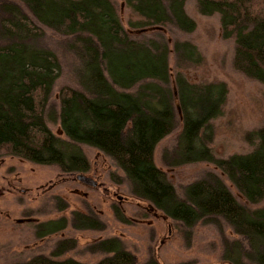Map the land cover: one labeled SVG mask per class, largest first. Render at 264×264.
<instances>
[{
  "label": "trees",
  "instance_id": "1",
  "mask_svg": "<svg viewBox=\"0 0 264 264\" xmlns=\"http://www.w3.org/2000/svg\"><path fill=\"white\" fill-rule=\"evenodd\" d=\"M185 1L122 0L138 17L128 21L137 28L130 32L158 33L143 39L125 30L111 0H0V164L8 155L56 165L61 175L88 172L90 162L81 147H92L123 172L133 199L164 207L167 217L182 222L181 210L189 216L202 210L200 218L221 217L250 250L259 251L250 254V260L264 264V206L248 207L264 199V126L249 133L250 151L216 159L207 144L210 122L222 114L225 85L190 83L176 72L175 85H168L170 106L165 97L161 99L159 85L172 80L169 57L192 63L202 59L191 42L164 40L166 27L194 30ZM194 1L199 13L219 15L220 35L233 41L232 67L260 83L264 97V0ZM45 29L60 35L62 48L81 68L80 88L65 86L58 93L56 132L47 125L45 110L62 63L42 41ZM149 98L157 100L155 106ZM173 99L181 120L176 149L183 144L185 152L195 153L196 146L203 150L201 154L209 151V156H195L184 163H213L236 194L212 174L210 182H192L193 195L180 200L178 207L166 205L177 196L154 164L153 151L173 130L177 112ZM113 247H107L110 253L93 263L51 254L9 264H137L131 251ZM222 259L237 264L232 258ZM153 261L146 264H157Z\"/></svg>",
  "mask_w": 264,
  "mask_h": 264
},
{
  "label": "rangeland",
  "instance_id": "2",
  "mask_svg": "<svg viewBox=\"0 0 264 264\" xmlns=\"http://www.w3.org/2000/svg\"><path fill=\"white\" fill-rule=\"evenodd\" d=\"M111 1L120 14L125 30L130 34L143 39L158 35L154 30L140 34L130 32L137 28L130 27L128 21H137L138 17L122 0ZM184 8L195 22L194 30L183 32L166 27L168 30L163 34L164 40H187L198 48L202 59L192 63L169 57L172 80L159 85L163 90L160 93L161 99L165 97L169 105V86L175 85L173 79L176 72H180L190 83L222 82L226 88V98L222 114L210 122L212 132L207 146L216 159L246 153L251 150L247 140L249 133L264 126L262 85L232 67L233 41L220 35L218 14L199 13L194 0H186ZM42 41L58 54L62 63V73L52 87L45 110L47 125L56 132L59 126L55 114L59 105L58 93L65 86L80 88L81 68L76 65V59L62 48L60 35L45 29ZM76 68L79 72L74 73ZM149 101L152 106L157 102L151 98ZM171 103L177 111L173 130L155 145L153 151L154 164L165 173L177 196V199H171L172 202L167 201L166 205L178 207L180 200L186 201L187 197L193 195L189 186L192 182L200 179L209 181L212 174L218 175L227 188L236 194L234 187L213 163H184L186 159L195 156H209V151L201 154L203 150L196 146L195 153L185 152L183 144L176 149L181 120L176 100L173 99ZM81 149L90 162L87 174L93 175L96 172L106 186L118 187L121 193L128 195L129 201L116 204L114 200L110 207L104 193H97L73 182L74 190L66 180L58 179V176H64L60 174L58 166L39 165L7 155L4 163L0 164L1 172L8 177H16L13 180L16 184L20 183L17 181L20 177V185L25 191L20 194L7 192L0 196V264L26 261L35 255L50 257L51 254L93 263L110 253L107 247L115 245L131 251L137 258V264H146L154 256L163 264H229L222 257L232 258L237 264H258L250 260V254L259 251L250 250L245 239L237 235L221 217L200 218L198 215L202 210L197 209L192 216L181 210L184 217L182 222L180 219L166 218L165 208L155 205L154 210H147H151L147 213L148 222H134L132 217H137L139 207L134 203L136 200L130 197L132 187L126 176L105 154L92 147L82 146ZM3 183L0 180L4 187ZM49 183L56 184L50 192L37 191L36 187ZM80 191H86L87 196H83ZM261 206H264V199L248 205L251 209ZM39 235H46L47 240L39 246L24 247ZM159 238H164V242L157 254L153 255L154 244Z\"/></svg>",
  "mask_w": 264,
  "mask_h": 264
},
{
  "label": "flooded vegetation",
  "instance_id": "3",
  "mask_svg": "<svg viewBox=\"0 0 264 264\" xmlns=\"http://www.w3.org/2000/svg\"><path fill=\"white\" fill-rule=\"evenodd\" d=\"M4 163V162H2ZM1 163V164H2ZM80 172L77 173H65V175L63 177L58 176V179L68 182V185L71 189L72 188V183L75 182L79 185H83L85 188H90L93 189L94 191L100 192L101 194L104 193L107 199V202L110 204V207H112V204H114V200L116 201V204H121L122 202H128L129 201V197L128 195H125L123 193H121V191L119 190L118 187H114V186H106L103 181L100 180L99 175L96 174V172L93 175L87 174V172H84L82 174L89 176L91 178H93L96 181L95 185L92 184H87L84 182H81L79 180H77L75 178V174H78ZM61 177V178H59ZM16 177L11 176L8 177L6 176L3 172H1V168H0V180H2V182H4L3 184L4 187L0 184V196L7 193V192H13L15 194H20L23 193L25 191V188L20 185L22 179L20 177L17 178V181H19V184H16L13 180ZM69 179V180H67ZM55 183H49L48 185L44 186V185H40L38 187H36L37 191L39 193H45V192H50V190H52V188L55 187ZM44 186V187H43ZM4 190V193H2V191ZM76 190V189H74ZM78 190V189H77ZM92 190V191H93ZM81 194H83V196H87V192L86 191H80ZM131 195V193H130ZM133 199V196H130ZM134 203H136L135 205H137L139 207V212L137 217H132V219L134 220V222L139 223V222H143L147 221V213L150 212L152 209L154 210L155 206L150 203V202H142V201H135ZM148 209H151L150 211H147ZM167 218V216H166ZM154 219H158V218H154ZM162 221L164 222L165 220L162 219ZM148 222V221H147ZM169 230V227H168ZM44 237H37L36 240L31 241L29 244H25L24 247L26 248H31V247H35V246H39L41 243H43L45 240H47L46 235H43ZM164 242V238H159L157 240V242L154 244V248L155 251L153 250V255L154 253L157 254L159 247L161 246V244ZM152 260H155V262L157 264H161L162 262L156 258L155 256L152 258ZM163 264V263H162Z\"/></svg>",
  "mask_w": 264,
  "mask_h": 264
},
{
  "label": "water",
  "instance_id": "4",
  "mask_svg": "<svg viewBox=\"0 0 264 264\" xmlns=\"http://www.w3.org/2000/svg\"><path fill=\"white\" fill-rule=\"evenodd\" d=\"M75 178L77 180L84 182V183H87V184H92V185L96 184V181L93 178L86 176L82 173L75 174Z\"/></svg>",
  "mask_w": 264,
  "mask_h": 264
}]
</instances>
